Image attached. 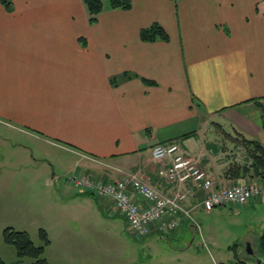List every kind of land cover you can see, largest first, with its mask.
Instances as JSON below:
<instances>
[{
    "label": "crops",
    "instance_id": "0c3cea01",
    "mask_svg": "<svg viewBox=\"0 0 264 264\" xmlns=\"http://www.w3.org/2000/svg\"><path fill=\"white\" fill-rule=\"evenodd\" d=\"M9 1L0 0V223L42 221L51 263L166 264L149 251L110 253L99 243L81 262L79 245L95 249L87 240L95 225L68 218L67 203L89 197L62 183L65 174L122 175L105 162L163 193L188 190L183 205L199 215L204 191L166 181L159 169L169 159L152 156L156 143L177 141L218 185H264L245 142L264 147V0H132L130 9L104 0L95 23L83 0ZM155 22L169 40H142L141 29ZM262 204L258 196L239 210ZM260 219L264 226V212ZM187 227L195 236L186 217L135 236L148 247ZM246 245L257 244L246 239L240 252Z\"/></svg>",
    "mask_w": 264,
    "mask_h": 264
},
{
    "label": "rangeland",
    "instance_id": "374dc122",
    "mask_svg": "<svg viewBox=\"0 0 264 264\" xmlns=\"http://www.w3.org/2000/svg\"><path fill=\"white\" fill-rule=\"evenodd\" d=\"M261 8H264V3H261ZM66 176V174L63 176L64 182L62 183L67 182L68 178ZM57 178L56 176H50L49 179V183L54 188H58V182L56 181L59 180H56ZM71 187H74V185L71 184ZM84 196L89 197L86 202L70 200L66 205L68 206L67 214L70 220H94L93 223L89 222L86 225H95V237L87 239L88 241L91 240L93 245L95 243V249L91 251L89 243L79 245L78 248L82 254L81 262H84L83 257L87 260L90 257L89 255L96 254V243H99L110 253L130 252L131 249L137 255L143 253V251H149L150 255L160 257L166 264H222L236 262L239 259H244L245 264H258L253 255L247 254L246 250L240 252V249L243 248L245 240L250 239L256 242L257 249L255 248V251L257 252V242L264 228L260 219V215L264 212L263 204L256 205V207L243 212L239 210L241 205H227L216 207L212 211H205L199 215H193V218L199 224V231L196 229L195 236L188 226L176 238L157 235V240L149 241L150 243L146 247L147 239L137 238L135 236L137 234L128 227L126 220L118 212L106 209L104 199L92 194ZM0 213L3 214L5 211L0 210ZM14 222H16L15 225H2L0 223V254L10 264H16L14 262L18 258L14 246L6 243L3 239L4 229L12 226L17 230H25L29 232L35 244H40L39 230L47 227L42 221L28 224L21 223L16 219ZM46 231L49 232L48 229ZM53 233L54 231H50V234ZM85 235L88 236L86 233ZM173 248H177V250ZM31 261L32 258L24 257L20 264H30ZM94 264H96V260ZM100 264H104V262Z\"/></svg>",
    "mask_w": 264,
    "mask_h": 264
},
{
    "label": "built area",
    "instance_id": "2783aa9c",
    "mask_svg": "<svg viewBox=\"0 0 264 264\" xmlns=\"http://www.w3.org/2000/svg\"><path fill=\"white\" fill-rule=\"evenodd\" d=\"M152 156L159 162L169 159V163L159 169V175L166 181L193 183L204 191L201 203L206 212L220 206L243 205L255 197H264L263 184L246 181L218 185L196 159L182 150L177 141L156 143L152 148ZM101 163L122 175L119 178H105L89 172L74 173L69 175L68 182L83 193L109 198L113 210L126 220L135 234L148 235L155 224L161 229L168 228V223L176 227L184 217L189 218L199 230L192 213L183 205L188 190L179 188L173 194H166L136 172Z\"/></svg>",
    "mask_w": 264,
    "mask_h": 264
},
{
    "label": "trees",
    "instance_id": "16d2710c",
    "mask_svg": "<svg viewBox=\"0 0 264 264\" xmlns=\"http://www.w3.org/2000/svg\"><path fill=\"white\" fill-rule=\"evenodd\" d=\"M88 11V20L90 23H95L102 10L104 9V0H83ZM2 2L9 8L10 1L2 0ZM111 8L130 9L132 0H110ZM142 40H169V34L166 29L158 22L151 24L148 27L142 28L140 31ZM149 82V81H148ZM246 144L251 145L253 149L252 156L255 165H258V174H264V147L261 143L254 139H245ZM261 169V170H260ZM40 244H35L29 232L25 230H17L12 226H8L3 231V239L6 243L14 246L17 260L14 262L20 264L24 257L32 258L30 264H53L44 256L46 247L51 240L46 229L39 230ZM258 255L264 256V228L258 239ZM244 259H239L233 263L222 264H245ZM0 264H10L0 256Z\"/></svg>",
    "mask_w": 264,
    "mask_h": 264
},
{
    "label": "water",
    "instance_id": "95a60500",
    "mask_svg": "<svg viewBox=\"0 0 264 264\" xmlns=\"http://www.w3.org/2000/svg\"><path fill=\"white\" fill-rule=\"evenodd\" d=\"M246 252L247 254L253 255L258 264H264V256L256 254L252 246L248 245Z\"/></svg>",
    "mask_w": 264,
    "mask_h": 264
}]
</instances>
